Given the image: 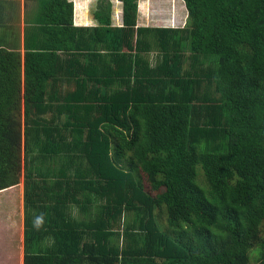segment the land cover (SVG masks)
I'll return each mask as SVG.
<instances>
[{"label":"trees","instance_id":"obj_1","mask_svg":"<svg viewBox=\"0 0 264 264\" xmlns=\"http://www.w3.org/2000/svg\"><path fill=\"white\" fill-rule=\"evenodd\" d=\"M118 1L122 27L98 0L90 29L45 0L58 44L0 48L24 264H264V0H182V28L136 30L137 0ZM73 214L56 243L37 231Z\"/></svg>","mask_w":264,"mask_h":264},{"label":"crops","instance_id":"obj_2","mask_svg":"<svg viewBox=\"0 0 264 264\" xmlns=\"http://www.w3.org/2000/svg\"><path fill=\"white\" fill-rule=\"evenodd\" d=\"M44 1L45 0H0V48H6L10 51L18 50L23 56L25 50H27V45H31L29 46V48L31 49L38 46H45L47 49H53V47L58 44V42H56V39L55 41H52L53 39H51L49 35L53 33L54 29H58V25H55L51 22V16L49 15V12H47L48 8H46L47 5H42L45 3ZM68 1H71L73 4V27L93 29L99 26H103L99 22V20L95 18L94 15L97 11L98 0ZM109 1L111 3V9L109 11L108 27L120 28L122 27V3L118 0ZM180 1L184 6L183 1ZM161 11H156V9L151 6L150 0H137V17L135 30L136 28H182L183 25H185V18L187 17L185 7L184 12H180L177 7L173 6V4L171 3L169 4V9H164ZM161 20H163V23ZM103 38L104 39L102 43H104V45H106L107 43H111L109 42L110 39H106V36H104ZM108 53L109 52L104 50L101 54L105 56ZM147 54L149 55V61H151L150 63L159 62L158 51L152 49ZM55 89L56 88L50 89L48 91V94H52ZM23 191L24 189L22 184L21 215L19 217L15 216V214L13 217L11 215L9 216L11 217L9 221V228H12V225H14V228L16 227V225H20L19 230L22 241V261L20 262V264H24V233L26 229L23 216ZM82 217L83 216L80 214L61 216L58 217L61 220L56 219L54 225H43L41 226V229L39 228L37 231L40 232L41 237H43L44 239L46 238L54 241V237L52 235L53 233H56L59 238L61 237L59 234L60 232L67 230L72 226L69 225V219H80ZM72 227L74 228L75 226ZM43 243L44 248L51 246L50 244H53L52 241L48 242L45 240Z\"/></svg>","mask_w":264,"mask_h":264},{"label":"rangeland","instance_id":"obj_3","mask_svg":"<svg viewBox=\"0 0 264 264\" xmlns=\"http://www.w3.org/2000/svg\"><path fill=\"white\" fill-rule=\"evenodd\" d=\"M150 3L156 11L169 9V4L172 3L180 12H184V6L180 0H150ZM161 21L163 23V20ZM22 182L23 178L18 185L0 192V264H20L22 261L20 225H16L15 228L12 225L13 227L9 228L11 218L9 216L13 217L15 214L19 217L22 212Z\"/></svg>","mask_w":264,"mask_h":264},{"label":"clouds","instance_id":"obj_4","mask_svg":"<svg viewBox=\"0 0 264 264\" xmlns=\"http://www.w3.org/2000/svg\"><path fill=\"white\" fill-rule=\"evenodd\" d=\"M42 224V217H37L36 221H35V226L37 228H39Z\"/></svg>","mask_w":264,"mask_h":264}]
</instances>
